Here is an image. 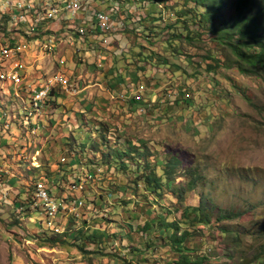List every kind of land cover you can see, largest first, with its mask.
I'll return each instance as SVG.
<instances>
[{
	"label": "rangeland",
	"instance_id": "1",
	"mask_svg": "<svg viewBox=\"0 0 264 264\" xmlns=\"http://www.w3.org/2000/svg\"><path fill=\"white\" fill-rule=\"evenodd\" d=\"M145 1L147 0H102L99 6L116 8L121 4L124 13L116 8L118 13L114 18V32L107 35L108 42L104 44L106 48L99 53L92 52V45L85 44V39L72 44L64 34V29L58 27V42L51 53H46L41 50L40 42L34 36L24 38L25 34L21 33L16 23L5 29L4 20L0 17V53L2 47L20 48L5 59H1L0 54V101L4 100L1 103L5 105L0 109V140L4 136L6 139L11 136V129L20 134L19 125L22 127L23 124L19 122L25 119L22 108L26 101L30 109H33L32 90L37 85L49 81L58 73L66 75L72 82V86L65 87L60 83L55 86L51 97L44 102L41 109L38 119L41 125L37 132H32L31 127L34 126L30 123L25 126L27 130L21 133L25 139L4 142L11 147V153L6 156L1 154V158L5 160L4 165L10 172H14L16 168L17 173L19 171V174L15 172L16 177L11 176L16 181L9 186L11 197L16 203L25 201L30 185H25L23 179L35 182L49 173L50 178H57L62 172L66 173L60 165H65L68 171L73 166L77 169L75 173L86 175L82 165L92 168L100 161V157L96 156L95 163L84 156L85 159L82 160L81 155L67 160L69 153L62 150V143L74 133L79 145L90 146L103 123L114 122L118 128L109 125L108 129L112 143L117 140L124 142V137L128 135L147 140V145L152 149L150 161H155L154 155H158L165 163L173 160V154L179 156L183 166L175 174L176 184L183 183V176L188 173L186 170L189 167H199L205 181L196 191L185 194L188 204L198 205L201 194H205L214 196L223 207L246 211L242 218L229 222L230 228L242 232V253L233 243L225 242L218 231L202 230L197 233V240L205 242L201 253L208 258L206 264H259L256 255L264 248V81L256 76L244 75L238 70H230L228 72L241 86L242 91L238 90V85H233L227 79H223L216 86L215 74L204 70L201 56L213 46L211 42H195V55L191 54L190 44L186 41L188 54L179 55L167 43V27L176 17H170L166 12L175 13L168 5H174L177 0L163 2L167 3V9L163 3H158L165 11L160 20H154V17L161 15L158 7L153 3L151 6L146 5ZM150 1L148 0L149 3L152 2ZM146 7H149L148 10ZM147 12L159 28L151 38L152 43L142 35L136 36L132 33L134 28L140 32L144 30L138 22L140 14L147 15ZM30 23L32 26L33 22ZM145 23L144 21V25ZM149 25L152 24L149 22ZM21 27L27 31L30 29V26ZM75 27L74 24L71 29ZM192 27L197 28V25ZM183 29L182 27L181 30ZM16 37L18 42L15 41ZM89 38L96 41L101 37L90 35ZM136 45L139 48L146 45L151 50L148 52L153 56L152 65L147 64V78L135 71H122L117 66L121 65L117 61L123 55L129 54V50L136 48ZM16 61L21 62L24 67V80L17 85L1 77ZM197 62H201V66ZM193 63L198 65L202 74H193L190 66ZM170 67L172 71L173 68L180 70L173 76ZM184 71L191 77H184ZM150 77H154L153 83L147 82ZM186 90L193 92L192 98L186 96ZM216 93H222L223 96L216 97ZM246 95L259 106H253ZM177 98L184 103L176 104ZM188 105L194 110L186 113L188 108L191 109ZM78 118L84 119L89 126L83 128L85 122ZM6 123L11 128H7ZM213 123L215 127L210 129ZM3 129L8 133H3ZM28 135L32 137V144L28 142ZM62 157L67 159L62 161ZM48 165L51 172L46 168ZM135 170L137 167L132 162L127 174H112L113 170L105 169V173L93 180L102 190L103 187H118L112 197L105 195L107 199L103 204L106 205L108 214L100 213L99 216L91 218L88 228H84L85 224L81 225L83 228L80 230L88 233L92 230H108L117 235L118 243L112 241L114 246H110L103 254H96V257L83 256L80 249L71 246L52 247L42 237L44 235L48 239L57 235L48 227L46 216L35 213L33 221L28 220L26 223V220L20 219L21 223L16 222L15 219L22 216L12 211L11 204L8 205L0 199V208L3 209L0 213V264H173L179 254L171 252L170 246L147 249L142 243L147 235L141 233L139 227L144 223V218H149L154 211L156 222L164 218L170 221L180 219L181 212L176 210L169 214L166 209L177 206L178 209L182 208L186 202L181 203L177 198L172 201L169 194L171 190L167 186L161 196L144 192L142 185L132 188L135 184L131 182L137 176ZM24 187L27 188L26 192L21 189ZM127 199L133 202L126 205ZM145 199H149L145 206L151 204L148 213L138 202L142 203ZM96 208L97 212L104 209L103 205L101 209L93 206V209ZM143 211L145 217L141 216ZM132 212H137L140 216H135ZM102 216L112 218L113 221L103 220ZM212 220L215 223V218ZM121 228L124 229L122 234ZM74 236L75 234L70 237ZM112 237L113 235L106 239L113 240ZM122 238L124 241L121 243ZM132 247L141 252H132ZM187 252L192 255L194 249L187 248ZM79 255H82L81 258Z\"/></svg>",
	"mask_w": 264,
	"mask_h": 264
},
{
	"label": "trees",
	"instance_id": "2",
	"mask_svg": "<svg viewBox=\"0 0 264 264\" xmlns=\"http://www.w3.org/2000/svg\"><path fill=\"white\" fill-rule=\"evenodd\" d=\"M151 1V3H149L148 0L145 1V4L151 6L153 3L158 7L157 9L160 10L159 13L161 15L159 17H154V20H160L165 12L163 9H167V3L163 2H168L169 0ZM101 2L102 0H89L88 7L100 8L101 6H99V4ZM180 2L177 0L174 5H168V8L175 10L174 14L171 11L166 12L168 16L176 17L175 21L167 27V32H169L167 43L173 51L177 52L178 55L188 54L185 48L186 41L190 44L191 54L195 55V42L201 43L204 40H208L213 46H210L206 52L201 55L205 65H202V67L204 66V70L207 73L215 74L214 83L216 86H218L223 79H227L233 85H238V90H241V86H239L234 77L228 72L230 70H238L244 75L256 76L264 81V0H181ZM158 3H163L165 7L158 6ZM111 8L101 7V9L108 12H110ZM116 8L121 9L124 13V7L121 4ZM148 8L149 7H146L145 9L148 10ZM150 15L151 14L148 12L147 15L140 14L138 23L144 27V30L140 32L134 28L132 33L136 36L142 35L145 39H148V42L152 43L151 38L156 35L159 28L156 27L153 18H149ZM3 20L4 28L6 29L8 27V17L4 15ZM144 21L146 22L145 25ZM149 22L152 25H149ZM78 23L81 25L86 24L84 20H79ZM195 24L197 28L192 27V25ZM182 27L184 28L183 31L181 30ZM94 34V32L88 31V34L84 37L85 44H91L92 46L96 44L93 38H89L90 35L94 36ZM76 35H79V33H76ZM93 48L99 53L106 47L94 45ZM131 50L132 48L129 50V54L123 55L119 61H117L118 64H121L117 66H120L119 69L122 71H135L142 77L144 76L147 78V64L149 63L152 65L153 56L151 57V53L148 52L151 50H149L146 45L140 48L136 45V48ZM115 56L116 55H114V57ZM140 62L145 64L141 65ZM197 63L201 66V62ZM192 65L195 67L192 68ZM198 65L196 63L190 65L193 74H202ZM170 70L172 71V67H170ZM177 70L180 69L173 68V76H175ZM187 71H184L183 76L186 78L191 77ZM222 76L224 78H222ZM153 80L154 77H150L147 82L153 83ZM186 94L187 97H191L193 92L186 90ZM215 96L222 97L223 95L222 93H216ZM246 97L251 101L253 106L258 105L251 97L248 95H246ZM181 103L184 102L180 98H177L176 104ZM189 107H191V109L188 108L186 113H189L192 109L194 110L192 106ZM182 108L185 110V107ZM78 120H83L85 122V125H82L83 128L89 126L84 119L78 118ZM109 125L113 128H118L116 123L105 121L101 129L98 130L90 146L84 144L79 145L74 133L68 136L67 138L69 141L63 142V146H61L62 150L69 153V159L66 158L67 160H73L76 156L81 155L82 160L85 159L83 158L84 156L95 163L96 156L100 157V161L98 163L96 162L97 164L93 165L92 168L87 167L89 171L95 173L88 187L94 188L95 195L92 202L96 207L99 206L101 209L103 203H105L107 199L105 195L108 194L112 197L113 193L118 191V187H115L116 189H114V187H103L104 190H102L101 187L98 188L94 184L93 180L97 179L101 173H105V169L107 171L113 170L112 174L115 172L127 174L133 162L137 167V170L134 171L137 176L131 182L135 184L132 188H138L142 185L144 192L147 193V191H149L157 194V196H161L163 190L167 186L171 190L169 194L172 196V201H175L177 198L181 203L186 202L182 208L178 209L177 206V208L174 209L170 207L166 209V213L169 214L176 210L181 212L180 219L170 221L168 218H164V220L160 219L156 222L154 217L155 211L149 218H144V223H142V226L139 228L142 230L140 231L141 233L147 235V239L143 237L144 240L142 242L147 246V249H154L156 247L166 248L170 246L171 252L175 251L179 254V257L174 260L173 264H206L208 258L205 254L202 255L201 253L205 242L204 240H197V233L202 230H207L218 231L225 242L233 243L241 253L243 252L242 232L238 229L230 228L229 222L232 223L236 221V219L242 218L246 211L232 207H223L217 202L214 196L205 194H201V200L198 205L188 204L185 194L193 190L196 191L205 181V177L200 172L201 170L199 167H189L186 170L188 173L183 176V183L176 184L175 174H177L183 166V162L179 156L173 154V160H169L165 163L158 155H154L155 161H150L152 149L147 145V140L127 135L128 137H124V142H118L117 140L112 143V141L109 140ZM211 127H215L214 123L210 125V129ZM50 162L51 161H49V163ZM44 164L45 161L43 162V165ZM83 166L84 165H82V167ZM104 167L106 168L104 169ZM46 168L49 171L51 167L48 165ZM60 168L66 170V173L63 174L62 172L63 179H61V183L56 185L50 183L51 186H56V191L62 196V194L68 190L67 186L69 182L66 180L65 176L66 174L69 176L74 174L75 169L72 170L73 172L68 171L65 165H60ZM83 170L86 172L87 169ZM164 181H166V183H164ZM141 182H144V184H140ZM100 190L106 192L103 193ZM148 200L149 199H145L142 203L138 201L139 204L146 209V212L148 208L151 207V204L147 206L144 205ZM107 202H109V200H107ZM132 202L133 201L130 199L125 201L126 205H130ZM111 207H113V204ZM132 214L140 216L137 212H132ZM141 216L145 217L144 211ZM213 218H215V223L212 220ZM102 219L113 221L112 218H107L105 216H102ZM15 221L20 222L21 220L18 217ZM73 228L75 227H70L65 234H57L48 239L44 237V235H42V237L44 240L49 241L52 247L71 246L80 249L83 256L90 255L93 257H96V254L105 253L110 246H114L111 242L117 240L116 233H110L108 230L103 232L92 230L88 233L84 230H80L81 228L76 230L74 237H70ZM151 233L154 236H152ZM111 235H113V240L106 239ZM70 239L73 240L71 241ZM122 241H124L123 238L121 242ZM190 247L194 249L192 255H189L190 253L187 252V248L189 249ZM263 250L264 248L259 250L256 255V258L259 259V264H264ZM138 251L140 250L136 247H132V252Z\"/></svg>",
	"mask_w": 264,
	"mask_h": 264
},
{
	"label": "built area",
	"instance_id": "3",
	"mask_svg": "<svg viewBox=\"0 0 264 264\" xmlns=\"http://www.w3.org/2000/svg\"><path fill=\"white\" fill-rule=\"evenodd\" d=\"M88 3L89 0H0V17L4 18V15L8 17V26L16 23L17 28L21 29V33L25 34L24 38L28 39V36H34L36 41L40 42L41 50L46 53H51L54 45L58 42L57 27L64 29V34L72 44L80 43L84 40L88 31H91L95 33L94 36L101 37L100 40L95 41L96 44L94 45L104 46L108 42L107 35L114 32V18L118 13L117 9L112 7L108 12L101 8L88 7ZM79 20H84L86 24H79ZM30 22H33L32 26ZM74 24L76 27L71 29ZM22 25L30 26V29L28 31L22 29ZM76 33H79V35H76ZM18 40L16 37L15 41L18 42ZM18 48L2 47L1 59H5L13 52H18L20 49ZM92 52H96V50L94 49ZM23 69L22 63L16 61L12 64L11 69L7 73H3L1 77L11 80L15 85L20 84L24 80ZM59 83L65 87L72 86L69 77L58 73L49 81L37 85L32 90L31 102L33 109H30L25 101L22 113L25 115L27 122H25L26 124L23 123L22 127L19 125L21 131L25 132L26 127L32 123L34 126V128L30 126L32 132H37L41 125L38 119L43 104L51 97L53 89ZM5 126L10 127L9 123H6ZM61 160L65 161L66 158L62 157ZM70 169L73 170L75 167L71 166ZM94 175L95 173L88 169L86 175L78 173L71 176L66 175V180L69 182L68 190L62 196L56 191V186H51V183L55 185L61 183L63 174L57 178L42 176L40 180L28 184L30 187L28 189L29 193H26L28 195L27 199L23 202L20 201L21 203L14 202L10 188L6 184V179L0 175V199L11 204L12 211L18 212L22 216L21 218L29 217L31 220L35 213L46 216L47 225L54 233L64 234L70 227H75L72 229V236L76 234V230H79L82 224L85 223L84 228H88V224L94 216H99L100 213L108 214L105 204H103V211L99 210L97 212V208L93 209V206L96 207L92 203L95 193L94 188H89L88 184L94 178ZM26 191L27 189H25ZM14 205L15 207H13ZM37 221L39 222L38 218ZM83 221L86 222L82 223ZM40 222L42 223L43 220H40ZM115 242L118 243L117 240Z\"/></svg>",
	"mask_w": 264,
	"mask_h": 264
},
{
	"label": "crops",
	"instance_id": "4",
	"mask_svg": "<svg viewBox=\"0 0 264 264\" xmlns=\"http://www.w3.org/2000/svg\"><path fill=\"white\" fill-rule=\"evenodd\" d=\"M7 82V81H6ZM3 86H5V84H3ZM4 100H2L1 99V101H0V109H1V107H5V105H3V103H1V102H3ZM5 114H7V113H5ZM13 117L15 116L14 114L12 115ZM25 122H27V120L26 119H23L21 122H19V123H24V124H26ZM45 122V121H44ZM26 126V125H25ZM16 127V126H15ZM1 128V127H0ZM3 128V127H2ZM11 128V127H10ZM4 131H2L3 133H8V131L6 130V129H3ZM11 136L8 138V139H6V137H5V139H4V137H2L1 138V140H0V175H2L5 179H6V184H7V186L9 187V186H11V183L12 184H15L16 183V181H15V179L13 180V178L11 177V176H15L16 177V173H17V168H16V170H13L14 172H10V170L7 168V166L6 165H4V158H1L2 157V155L1 154H5V156L7 155V153H11V147H8V145L7 144H4V142L6 141V142H8V143H10L11 141H13V140H19V141H21V140H23V139H25L26 137L24 136V135H22L21 133H24V131H21L20 130V134H18V132L14 129V130H12L11 129ZM14 136V137H13ZM21 139V140H20ZM27 139H28V142L30 143V144H32V142H33V140H32V137L31 136H27ZM14 141V142H15ZM46 144V143H45ZM37 161H39L38 160V158H37ZM11 165V164H10ZM13 165V164H12ZM41 165V164H40ZM12 169H14V168H12ZM16 172V173H15ZM17 174H19V171H18V173ZM41 179V178H40ZM39 179V180H40ZM25 182H24V184L25 185H28V184H30V182H31V180L29 181V180H27L26 178H24L23 179ZM37 181V180H36ZM22 183V182H21ZM10 188V187H9ZM21 189H23V190H25V189H27V188H21ZM11 190V189H10ZM23 195H24V193H23ZM6 203V202H5ZM6 204H8V203H6ZM9 205V204H8ZM10 207H12V206H10ZM1 212H3V209L2 208H0V213ZM34 215V214H33ZM22 220L23 219H25L26 220V223H27V221L28 220H30L29 219V217H25V218H21ZM30 221H33V219H31ZM27 227V226H26ZM79 257L81 258V255H79Z\"/></svg>",
	"mask_w": 264,
	"mask_h": 264
},
{
	"label": "clouds",
	"instance_id": "5",
	"mask_svg": "<svg viewBox=\"0 0 264 264\" xmlns=\"http://www.w3.org/2000/svg\"><path fill=\"white\" fill-rule=\"evenodd\" d=\"M146 111V110H145ZM85 167V165L83 166V169H88V168H84ZM86 167H88V166H86ZM75 170H77V169H75ZM84 222H86V221H83L82 223H84ZM85 224V223H84ZM81 228H83L82 226H81ZM121 230H122V233H123V231H124V229L123 228H121ZM56 234H58V233H56ZM60 234V233H59ZM65 234V233H64ZM72 234V233H71ZM71 236V235H70ZM122 243V242H121ZM126 243H127V241H126Z\"/></svg>",
	"mask_w": 264,
	"mask_h": 264
}]
</instances>
